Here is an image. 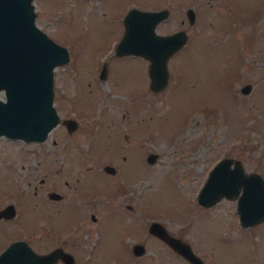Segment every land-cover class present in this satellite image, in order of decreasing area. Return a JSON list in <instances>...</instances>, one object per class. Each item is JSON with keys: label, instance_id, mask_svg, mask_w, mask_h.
Returning a JSON list of instances; mask_svg holds the SVG:
<instances>
[{"label": "rangeland", "instance_id": "374dc122", "mask_svg": "<svg viewBox=\"0 0 264 264\" xmlns=\"http://www.w3.org/2000/svg\"><path fill=\"white\" fill-rule=\"evenodd\" d=\"M32 2L35 23L68 58L53 66L58 121L46 136L0 134V206L15 208L0 216V248L23 236L39 251L62 244L72 264H192L148 230L157 219L201 264H264V218L239 226L235 196L208 205L196 197L220 157L264 179V0ZM131 5L167 6L155 30L186 32L158 89L149 86L148 58L115 52Z\"/></svg>", "mask_w": 264, "mask_h": 264}, {"label": "water", "instance_id": "95a60500", "mask_svg": "<svg viewBox=\"0 0 264 264\" xmlns=\"http://www.w3.org/2000/svg\"><path fill=\"white\" fill-rule=\"evenodd\" d=\"M185 12L188 20L193 21L195 13L192 6H186ZM167 13V7H129L123 15V33L115 45L117 53H136L148 58L151 89H158L165 84L168 75L167 56L186 39L183 28L169 32L155 30L156 22L166 17ZM34 15L32 0H0V88L6 97H0V133L25 140L43 139L58 121L52 103L53 66L68 58L66 46L37 26ZM103 70L102 67L99 75L103 74ZM249 86L250 83L246 82L240 86V90L245 92ZM64 121L69 128L76 123L72 117L64 118ZM154 156V152H149L146 158L152 160ZM231 159L224 156L213 163L197 193V200L200 204L208 205L222 195L237 196L239 220L243 225L251 224L264 218V179L257 171H244L236 158L230 165ZM102 167L109 172L115 170L111 163H104ZM225 168L235 169L234 179L220 172ZM241 187L244 193H241ZM247 193L257 194L259 207H248L250 201L245 195ZM47 195L58 198L61 193L49 189ZM14 211L11 201L0 206V216H11ZM90 216L95 217L93 212H90ZM147 228L189 262L201 264L202 259L189 243L167 231L159 220H150ZM131 248L138 254L144 246L142 242L135 241ZM58 257L67 264L74 261L72 253L60 245L39 252L21 237L10 240L0 250V264H53Z\"/></svg>", "mask_w": 264, "mask_h": 264}, {"label": "bare ground", "instance_id": "6f19581e", "mask_svg": "<svg viewBox=\"0 0 264 264\" xmlns=\"http://www.w3.org/2000/svg\"><path fill=\"white\" fill-rule=\"evenodd\" d=\"M233 165V164H232ZM221 173H224V174H226V175H229V176H231L232 177V179H234V173H235V169L233 170V169H229V168H225V170L223 169V171H220ZM223 174V175H224ZM250 191H251V189H249ZM239 191V190H238ZM240 191H241V193H244V189H243V187H241V189H240ZM250 191L248 192V193H250ZM245 194L246 196H247V199H248V201H250L249 202V204H248V207H250V208H254L255 209V207L257 208V207H259L260 206V204L259 203H257V201H256V197H257V194L256 193H252L251 195L250 194ZM237 194H239V192H237ZM236 195V194H235ZM236 198H237V196H236ZM236 204H237V213H238V203L236 202ZM257 204V205H256ZM238 215H239V213H238Z\"/></svg>", "mask_w": 264, "mask_h": 264}, {"label": "flooded vegetation", "instance_id": "af4514ba", "mask_svg": "<svg viewBox=\"0 0 264 264\" xmlns=\"http://www.w3.org/2000/svg\"><path fill=\"white\" fill-rule=\"evenodd\" d=\"M166 7H167V6H166ZM235 207H236V205H235ZM261 220H263V219H261ZM261 220H259V221H261ZM259 221H257V222H259ZM255 223H256V222L251 223V224H247V225H242V224L239 223V226H250V225H253V224H255ZM18 237L24 238L23 236H18ZM18 237H14V238H18ZM14 238H12V239H14ZM12 239H10V240H12ZM10 240H8L3 246H5ZM24 240H25V241H26V242H27V243H28V244H29L34 250H36V249H35V248L29 243L28 240H26L25 238H24ZM57 245H60L62 248H64L62 244H56V245H54V246H57ZM3 246H2V247H3ZM54 246H52V247H54ZM2 247H1V248H2ZM52 247H51V248H52ZM1 248H0V249H1ZM48 249H50V248H48ZM48 249H46V250H48ZM46 250H40V251H39V250H36V251L42 252V251H46ZM65 250H67V249H65ZM67 251H69V250H67ZM58 258L61 259L60 257H58ZM61 260H63V259H61ZM54 262H55V261H54Z\"/></svg>", "mask_w": 264, "mask_h": 264}]
</instances>
